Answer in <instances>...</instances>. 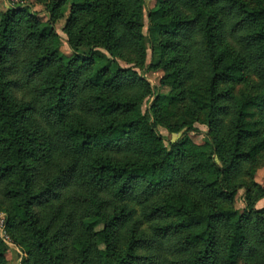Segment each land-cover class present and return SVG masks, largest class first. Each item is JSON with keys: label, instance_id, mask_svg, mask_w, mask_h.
<instances>
[{"label": "trees", "instance_id": "trees-1", "mask_svg": "<svg viewBox=\"0 0 264 264\" xmlns=\"http://www.w3.org/2000/svg\"><path fill=\"white\" fill-rule=\"evenodd\" d=\"M143 1L71 4L67 54L51 20L26 7L0 10L6 229L23 264H264V208L255 209L264 186L234 178L264 146L246 121L249 107L264 121V6L164 0L148 12L172 61L166 81L194 82L209 127L203 145L183 133L167 149L157 100L142 112L145 96L131 92L143 83ZM63 2L52 5L55 17ZM97 48L114 68L98 65ZM237 71L254 76L262 94L236 100L228 85ZM240 189L241 211L232 206ZM4 250L0 243V264Z\"/></svg>", "mask_w": 264, "mask_h": 264}, {"label": "rangeland", "instance_id": "rangeland-1", "mask_svg": "<svg viewBox=\"0 0 264 264\" xmlns=\"http://www.w3.org/2000/svg\"><path fill=\"white\" fill-rule=\"evenodd\" d=\"M57 0H0V10L4 11L10 7H26L42 23L48 20L53 22V28L56 35L60 38L59 49L63 53H69L67 45L68 34L66 32V18L69 13V7L77 0H64L57 17L51 12L52 5ZM249 7L257 8L264 6V0H243ZM164 0H144L141 9L140 20L142 23V50L143 63L142 68L137 73L142 85L131 90L137 98L142 94L145 97L140 102V109L143 112L148 108L153 100H157V131L163 137L164 146L169 149V143L179 139L183 133L196 145H203L209 139V127L204 117L203 110L199 108L197 102L203 101V93L200 90L189 89L194 86V82L186 81L181 85L173 86L167 82L165 74L172 68L168 67L172 61L168 60L169 54L162 53L159 47L161 35L155 24L149 22L147 14L150 11L164 7ZM168 10L169 7H168ZM90 29V26L88 27ZM88 30V29H87ZM87 46L79 45L82 51L87 50ZM101 54L98 65L110 63L111 57L101 48H97ZM166 66L168 69H166ZM114 64L110 63V69ZM237 78L229 83V91L236 100H244L256 95L262 94L259 81L252 75H247L237 71ZM148 89L150 90L149 93ZM193 100H196L194 104ZM249 115L246 117L248 126L251 130L257 132V136L264 137V121L260 119L254 107L248 108ZM223 121L220 123V130L224 132L227 127L226 115H223ZM197 128L196 131L188 129L189 127ZM247 168L253 174H246ZM234 178L236 180L255 181L264 186V146L256 156L254 167H248L247 163H241L237 167ZM158 198V195H155ZM232 206L239 211L244 206L243 190H238L234 196ZM264 208V197L257 200L255 209ZM99 228V227H98ZM0 243L4 247V264H23L26 253L23 248L17 244L9 235L6 229V214L0 209ZM252 264H258L254 258ZM237 264H246L239 260Z\"/></svg>", "mask_w": 264, "mask_h": 264}]
</instances>
